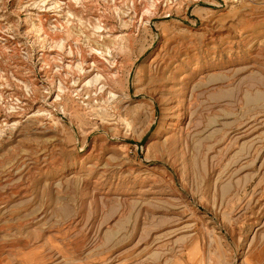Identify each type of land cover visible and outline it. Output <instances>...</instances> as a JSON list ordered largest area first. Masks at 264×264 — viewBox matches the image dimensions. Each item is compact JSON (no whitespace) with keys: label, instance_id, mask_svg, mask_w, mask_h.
Here are the masks:
<instances>
[{"label":"rangeland","instance_id":"obj_1","mask_svg":"<svg viewBox=\"0 0 264 264\" xmlns=\"http://www.w3.org/2000/svg\"><path fill=\"white\" fill-rule=\"evenodd\" d=\"M0 264H264V0H0Z\"/></svg>","mask_w":264,"mask_h":264},{"label":"bare ground","instance_id":"obj_2","mask_svg":"<svg viewBox=\"0 0 264 264\" xmlns=\"http://www.w3.org/2000/svg\"><path fill=\"white\" fill-rule=\"evenodd\" d=\"M182 115H183V114H179V115L177 116V118H176L177 121H176V122H178V123L181 122V120L183 119ZM175 125H176V124H175ZM190 255L192 256V252H191ZM189 260H190V256H189Z\"/></svg>","mask_w":264,"mask_h":264}]
</instances>
